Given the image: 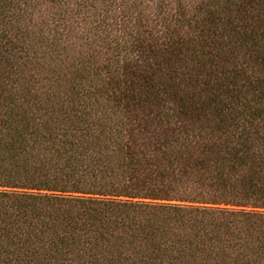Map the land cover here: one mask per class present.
<instances>
[{
	"label": "trees",
	"instance_id": "obj_1",
	"mask_svg": "<svg viewBox=\"0 0 264 264\" xmlns=\"http://www.w3.org/2000/svg\"><path fill=\"white\" fill-rule=\"evenodd\" d=\"M0 264H264V0H0Z\"/></svg>",
	"mask_w": 264,
	"mask_h": 264
}]
</instances>
